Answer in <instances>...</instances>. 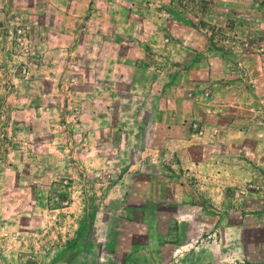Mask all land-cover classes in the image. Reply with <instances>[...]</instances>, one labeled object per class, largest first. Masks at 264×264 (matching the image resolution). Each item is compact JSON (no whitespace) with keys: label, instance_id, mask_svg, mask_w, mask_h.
<instances>
[{"label":"rangeland","instance_id":"1","mask_svg":"<svg viewBox=\"0 0 264 264\" xmlns=\"http://www.w3.org/2000/svg\"><path fill=\"white\" fill-rule=\"evenodd\" d=\"M0 264H264V0H0Z\"/></svg>","mask_w":264,"mask_h":264}]
</instances>
